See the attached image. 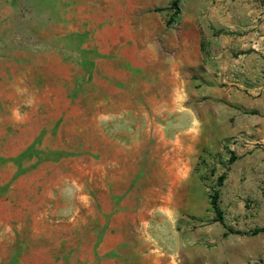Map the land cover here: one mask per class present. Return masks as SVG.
<instances>
[{
  "label": "rangeland",
  "instance_id": "374dc122",
  "mask_svg": "<svg viewBox=\"0 0 264 264\" xmlns=\"http://www.w3.org/2000/svg\"><path fill=\"white\" fill-rule=\"evenodd\" d=\"M173 1L0 0L1 264H264V180L233 199L232 140L198 148V129L254 114L227 68L264 78V0Z\"/></svg>",
  "mask_w": 264,
  "mask_h": 264
},
{
  "label": "crops",
  "instance_id": "0c3cea01",
  "mask_svg": "<svg viewBox=\"0 0 264 264\" xmlns=\"http://www.w3.org/2000/svg\"><path fill=\"white\" fill-rule=\"evenodd\" d=\"M225 41L230 42V40ZM244 42V40L238 39L236 40V45H234V47H237L238 50H243L245 49V47H251L249 43ZM262 43L263 42L259 41L257 44L258 46L256 45V47L260 46L262 49L264 47V44ZM230 47L232 48L233 46L230 45ZM228 49L229 47H227L226 51H228ZM198 67V71L200 72L198 78L205 82H203V84L207 85L208 79L210 81H213V79H215L214 74H216V72L214 71L213 67L205 68V72H203L202 58L198 62ZM253 68L254 64L246 61L244 63H241V66L236 65L235 68L230 67L227 69L237 70L236 77L232 76L234 81H236L237 86L242 84L247 86L245 87L247 93L243 92V96L233 95L228 101H230V103H232L234 106H237L238 108H241L246 112H254V114H244L239 110L234 111L231 116L223 119L225 120L223 122H225L226 127L211 130L210 133L206 134V137H204L203 129H198L199 149H203L205 147L211 149L215 147L217 149L220 148L219 150L220 152H222L221 148H223L224 143L226 141L232 140V143L229 144V149L233 150L234 156H236V160L233 162V164L230 166L229 171L227 172V180L233 182L231 193V197L233 199L238 198L240 196L245 198L250 195V192L246 187L248 181L264 180V173H260L261 170H264V78L259 77L258 80H255L253 75L251 74ZM239 74H241L242 77H239ZM203 90L206 91L205 95H208L212 100L218 98L216 97L217 91L212 87H210V89L209 87H206ZM120 101L117 102V100H115L114 105H119ZM137 105L135 107H138ZM132 110L133 109L128 110L127 112ZM121 112H123V110L121 109H116L114 111L103 110L102 115L105 117H109L108 114L114 113V115L116 116L119 115ZM213 121L214 124L217 123V121L220 124V121L218 119H214L213 117H211L212 124ZM192 138H194V136ZM187 143L189 144L187 145ZM196 143V139L194 141L192 140L190 142H187V137H183L180 140L178 146L176 147L180 151L178 155L180 157L186 156L187 148H195ZM164 144H168V142L165 141ZM226 158L227 157H225V159ZM127 178L129 179L130 177ZM173 178L180 179L183 181L187 180L186 177L183 176V174H175ZM167 210L170 211L174 209L169 207L167 208ZM236 211H239V208H237ZM0 228L11 229L14 227L11 221H7L3 222L2 226L0 225ZM0 236H2L0 237L1 264L2 261L13 259V256L7 254H12L14 253V251L12 248H10L11 242L5 240L10 237V233L3 231L0 232ZM131 244H133V241L131 242ZM109 245L111 244L109 243V240L106 236L104 240L100 242V251H103L104 249L106 252L108 250L107 246ZM184 245H186V242H183L180 237L177 242L179 253L182 252V247ZM136 250L138 251V249ZM130 259L133 260L132 257Z\"/></svg>",
  "mask_w": 264,
  "mask_h": 264
},
{
  "label": "trees",
  "instance_id": "16d2710c",
  "mask_svg": "<svg viewBox=\"0 0 264 264\" xmlns=\"http://www.w3.org/2000/svg\"><path fill=\"white\" fill-rule=\"evenodd\" d=\"M178 4H179V0H174L173 3H172V8H178ZM211 205L213 207V210L216 212V215L218 217V221L221 222L223 225L224 224V220H223V217H222V213L220 211V207H219V195L218 193H214L212 196H211ZM230 233L232 234H241L240 232H235V231H232V230H229ZM260 233H264V227H261V228H256L254 229L253 231L250 232L251 235H257V234H260ZM225 236L228 235L227 233L224 234Z\"/></svg>",
  "mask_w": 264,
  "mask_h": 264
},
{
  "label": "bare ground",
  "instance_id": "6f19581e",
  "mask_svg": "<svg viewBox=\"0 0 264 264\" xmlns=\"http://www.w3.org/2000/svg\"><path fill=\"white\" fill-rule=\"evenodd\" d=\"M117 75H119L118 73H116ZM46 203V202H45Z\"/></svg>",
  "mask_w": 264,
  "mask_h": 264
}]
</instances>
